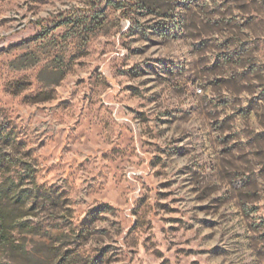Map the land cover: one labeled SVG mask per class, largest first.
Returning <instances> with one entry per match:
<instances>
[{"label": "rangeland", "instance_id": "374dc122", "mask_svg": "<svg viewBox=\"0 0 264 264\" xmlns=\"http://www.w3.org/2000/svg\"><path fill=\"white\" fill-rule=\"evenodd\" d=\"M0 138L33 264H264V0H0Z\"/></svg>", "mask_w": 264, "mask_h": 264}, {"label": "trees", "instance_id": "16d2710c", "mask_svg": "<svg viewBox=\"0 0 264 264\" xmlns=\"http://www.w3.org/2000/svg\"><path fill=\"white\" fill-rule=\"evenodd\" d=\"M25 204V198L15 193L13 181L0 182V264H33L25 239L18 236L32 229L20 213ZM65 257L62 254L55 264H60Z\"/></svg>", "mask_w": 264, "mask_h": 264}]
</instances>
